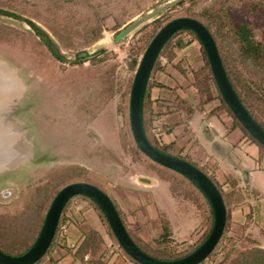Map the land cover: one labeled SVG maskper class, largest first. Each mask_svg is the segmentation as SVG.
I'll use <instances>...</instances> for the list:
<instances>
[{"label": "rangeland", "instance_id": "obj_1", "mask_svg": "<svg viewBox=\"0 0 264 264\" xmlns=\"http://www.w3.org/2000/svg\"><path fill=\"white\" fill-rule=\"evenodd\" d=\"M0 8L24 19L0 17V71L10 75L5 77L9 79L7 83L12 80L11 86L16 84L0 99V123L5 128L6 141L16 140V144H9V155L0 159L3 250L16 255L37 239L57 195L53 198V194L80 181L98 187L115 200L128 229L143 248L185 255L199 247L211 224L209 204L186 180H182L184 186L200 202L201 213L193 199L170 195L162 184L160 188L158 167L140 153L134 141L130 99L138 67L134 70L130 64L133 50L142 38L154 31L157 34L180 17L209 21L213 27L222 17L229 18L237 29L247 27L251 39L264 42V0H0ZM211 29L215 32L216 28ZM44 36L56 42L69 62L78 61L80 55L100 54L84 63H62L41 42ZM178 38L188 44L182 50H174L173 61H168L165 51L161 52L163 69H155L152 75L153 81L163 87L160 92L159 87L152 91L155 97L160 93V97L173 100V113H186L182 114V122L172 127L173 141L178 142L172 153L206 172L187 154L186 147L182 153L178 148L193 139L189 114L210 113L219 107L220 91L211 85L216 98L200 108L206 92L196 86L198 78L204 75L209 80L213 74L199 41L185 32L172 43ZM219 39L226 68L233 80L239 82L243 100L264 127V69L241 54L233 39ZM145 51L136 57L139 62ZM220 113L235 124L227 110ZM161 131L154 129L153 135L159 143L168 144L161 139ZM234 135L236 140L249 138L254 157L264 151L241 128ZM151 181L155 184L153 189ZM5 192L10 194L4 197ZM151 192L157 203L154 207ZM90 205L81 198L72 201L59 231L62 243L80 241L77 219L90 220L83 213L88 207L94 209ZM94 215L101 240L97 241V250L92 246L86 254L85 264L101 257L109 258L111 264L120 255L127 264H135L121 250L95 209ZM165 226L170 234L167 241L162 237ZM227 237L238 239L246 247L259 244L264 248L263 196L244 191L242 201L230 204ZM224 245L225 242L201 264H222ZM65 251L66 248L54 253L57 258L65 254L59 258L60 264H81L79 259L66 256ZM110 254L113 260L108 257ZM50 256L46 253L41 264L52 263Z\"/></svg>", "mask_w": 264, "mask_h": 264}, {"label": "water", "instance_id": "obj_2", "mask_svg": "<svg viewBox=\"0 0 264 264\" xmlns=\"http://www.w3.org/2000/svg\"><path fill=\"white\" fill-rule=\"evenodd\" d=\"M181 30H190L199 38L226 105L242 127L263 146L264 128L253 118L236 93L227 76L215 39L205 25L191 17H180L160 29L147 47L135 74L130 99L131 130L137 147L144 155L155 163L186 177L202 193L213 213V227L208 237L194 251L179 259L162 260L150 256L131 238L107 193L90 183L74 182L64 186L53 199L34 244L25 253L17 256L0 250V264H36L40 261L55 237L65 206L76 196H84L96 204L105 216L119 245L139 264H201L215 250L224 234L227 221V209L219 189L207 174L190 162L156 149L150 143L144 127V101L151 73L164 46L175 33ZM4 96L5 94L2 93L0 99ZM9 194L5 193L4 197Z\"/></svg>", "mask_w": 264, "mask_h": 264}, {"label": "trees", "instance_id": "obj_3", "mask_svg": "<svg viewBox=\"0 0 264 264\" xmlns=\"http://www.w3.org/2000/svg\"><path fill=\"white\" fill-rule=\"evenodd\" d=\"M225 17H227V15H224ZM199 21V20H198ZM203 25L206 26V28L211 32V34L213 35L215 42L217 44V47L219 49L220 55H221V48L219 45V38L222 36H228V38L233 39L234 42L237 44V47L239 48V51L241 54H243L245 57L249 58L250 60L255 61L258 66H261L264 69V42L261 41H256L251 39V37L249 36V33L247 31V27H240V28H236V26L234 25V23H231V21L229 20V18L225 19L222 17V19L220 20V22L218 24H216V27H213L211 22H202L200 21ZM35 26V24H34ZM36 28V26H35ZM211 28H216L215 32L212 31ZM37 30H41L40 28H38ZM157 31L152 32V34H150L149 36H146L144 39L142 38L141 41L135 46V49L133 50V57L132 60L130 62L132 68L134 70L137 69L138 65H139V61L138 59H136V57H139V55L141 54L142 51H145V49L148 47V45L150 44V42L152 41V39L154 38L155 34ZM189 33L191 35H193L201 44V48L202 51L205 55L206 58V65L208 67V69L211 71V67L206 55V52L202 46L201 41L199 40V38L190 30H181L177 33H175L170 40L167 42V44L164 46L162 52L165 51L164 55L165 57L168 59V61H173L174 58V50L177 49H184L188 43H186L182 38H178L174 43L173 40L180 35L181 33ZM41 42H43L44 46H46V48L48 49V51L50 52V54L53 56V58H55L57 61L62 62V63H68V59L67 56H65L59 49V47L57 46L56 42L51 39L49 36H44L41 38ZM172 43L171 48L168 49V47L170 46V44ZM100 53H96V55L94 56H89L87 54L85 55H80L78 56V61H70L69 63L71 64H75L76 62L78 63H84L86 61H90L91 59L95 58V56L99 55ZM161 54L159 56V58L157 59L155 66L153 68V71L156 69H163V66L161 64V60H160ZM222 58V56H221ZM227 76L229 77L236 93L238 94L239 98L241 99L242 103L244 104V106L247 108V110L250 112V114L253 116V118L257 121V119L255 118V116L252 114V112L250 111V109L248 108L247 104L245 103V101L243 100L240 91H239V87L240 84L239 82H235L230 74V72L228 71V69L225 66V62L224 59L222 58ZM204 68L205 66L201 69L202 72H204ZM152 71V73H153ZM151 73V77L150 80L148 82V86H147V90H146V95H145V101H144V127H145V131L147 134V137L150 141V143L159 151L169 154L171 156L180 158L185 160V158L181 155L177 156L174 155L172 153V150H175V146L177 145V141H173L170 142L168 144H161L159 143V141L156 139L155 135H153V131L154 129H157L155 121L156 118L159 116V112H157L156 108H162L165 107L166 108V112L167 113H173L175 109V105L169 104L170 102L167 101L166 99H163L162 97L156 99V100H152V89L154 87H159L160 89H162L161 87H163L162 83H156L153 80V75ZM198 84L196 85L197 87H200L201 89H203L206 92V97L204 98L202 95L201 98H204L203 101H201V105L200 108H203V106L207 103L212 102L213 99L216 98V96L214 95V92L212 90V86H214L216 88V91L219 93V90L217 88V84L213 78V76H210L209 80L207 77H204V75H201L199 78ZM200 83V85H199ZM219 97L221 98L222 104L215 108L212 109L210 114H217L219 113L221 110H227L230 116L233 117L234 119V127H239L242 130L245 131V133L251 137L256 143H258L262 148H264L263 145H261L258 141H256L247 131L246 129H244L242 127V125L238 122V120L235 118V116L233 115L232 111L229 109V107L226 105L224 99L222 98V96L220 95V93L218 94ZM166 103L168 105H163L162 103ZM165 113V112H164ZM188 114V113H187ZM193 113H190L189 116H192ZM258 122V121H257ZM259 123V122H258ZM260 124V123H259ZM261 125V124H260ZM174 126V125H173ZM172 126V127H173ZM262 126V125H261ZM172 127L171 126H167V125H162L161 126V130L162 132H167L170 133L172 131ZM263 127V126H262ZM264 128V127H263ZM184 146H181L178 148L179 153H182L184 151ZM140 153L146 157L152 164L156 165L158 167V173H159V177L162 180L165 181H169L170 183V188L171 191L173 193V195L175 197H183L182 195H184L185 199L191 198L194 200V206L197 208L198 211H200L201 213V206H200V202L198 201L197 198H193V192H191L190 190H188L185 186H184V182L182 180H186L187 182H189L192 186H194L196 189L197 187L191 182L189 181L186 177L178 174L177 172L166 168L164 166H161L157 163H155L154 161H152L151 159H149L146 155H144L141 151ZM187 161V160H186ZM189 162V161H188ZM191 163V162H190ZM192 164V163H191ZM204 172V171H203ZM205 174H207L210 179L214 182V184L217 186V188L219 189L225 205H226V209H227V221H226V226H225V230H224V234L219 242V244L217 245V247L215 248V250L211 253L210 256L216 254L219 250L220 245L225 242L224 245V260L222 262V264H264V248L261 247L259 244L253 245L252 247H246L245 245H243L242 242H240L238 239H231L227 237V224L229 222V206L231 203L233 202H240L244 199V190L242 189H236L237 186V182L236 181H232L230 182V189L228 192H226L222 187H219L217 185V181L207 172H204ZM82 182V181H80ZM85 183H88L86 181H84ZM219 184V183H218ZM220 185V184H219ZM176 190L179 191L175 192ZM198 192L200 193L199 189H197ZM59 190H57L55 192V194H53V198L54 196L58 193ZM106 193V192H105ZM183 193V194H182ZM225 194V196H224ZM110 196V195H109ZM76 198H81L84 199L85 201L89 202L98 212L100 217L102 218V220L104 221L105 224H107L108 229L110 231V234L113 236V238L117 241L114 233L112 232L105 216L103 215V213L101 212V210L96 206V204L91 201L90 199L84 197V196H76L73 199H71L67 205L65 206L62 216L60 218L59 221V225L55 234V237L47 251V253H53L56 247H61L63 249L66 248V256L69 255L71 257H74L75 259H79L81 261V264H85V256L86 254H88L90 252V249L92 246H94V248L97 246V241L101 240V236L98 233V231L94 230L89 224H87L86 222H84L81 219H77V228L79 230V238L80 241L78 240L77 243L74 244H68L65 245L63 240L64 239H60V235H59V231L60 228L62 226L63 223H65L66 221V211L68 209V207L70 206V204L72 203V201ZM112 202L114 203L115 207L117 208L121 219L129 233V235L131 236V238L135 241V243L147 254H149L150 256H153L155 258L158 259H162V260H174V259H179L182 258L188 254H190L191 252H188L185 255H176V253H174L173 251H167V252H161V251H157V250H149L147 248H143L141 246V244H139L138 240L131 234L130 230L128 229L126 222L124 220L123 215L120 213V210L115 202V200L110 196ZM204 199V198H203ZM204 202L206 203V200L204 199ZM210 210V209H209ZM210 216H211V224H210V228L205 236V239L208 237V235L210 234V231L213 227V213L210 210ZM44 221H42L43 223ZM164 238V240H170V234H169V228L165 226V233L162 236ZM19 239V238H18ZM36 239V238H35ZM35 239L27 245V247L20 253L18 254H12L10 252H6L3 250V248L0 246V250L10 254V255H21L23 253H25L34 243ZM62 242H61V241ZM102 242V241H101ZM67 246V247H66ZM99 247L95 248L96 250ZM121 250L124 252V254L131 259V261L135 264H139L138 262H136L134 259H132L124 250L122 247H120ZM107 256V255H106ZM209 256V257H210ZM64 257V256H63ZM108 257H112L113 260V256L110 254V256ZM107 257V258H108ZM109 259V258H108ZM108 259L106 260V257L104 258H100L96 261H91L90 264H109L108 263ZM208 259V258H207ZM206 259V260H207ZM42 261V259L40 261H38L36 264H39ZM75 261V260H74ZM114 262H112L111 264H127L126 261L124 260V258L120 255L118 257H116L115 260H113ZM59 260L54 261L55 264H58ZM204 262V261H203ZM202 262V263H203Z\"/></svg>", "mask_w": 264, "mask_h": 264}, {"label": "crops", "instance_id": "obj_4", "mask_svg": "<svg viewBox=\"0 0 264 264\" xmlns=\"http://www.w3.org/2000/svg\"><path fill=\"white\" fill-rule=\"evenodd\" d=\"M159 90L161 91L160 88H158V91ZM153 92L154 91H152V100L160 98V93L155 97ZM162 98L169 101V104H172L173 100L170 97L162 96ZM156 110L159 112V116L156 118L155 124L157 129L160 130L162 125L172 127L173 125L181 123L182 114H186L167 113L165 107H157ZM209 114V112L192 114L189 121V127L191 128V136H193V139H191V141H186L188 146L186 144L184 145V147H186L185 151L188 152L187 154L191 155L196 163H199L203 168H206V172L210 174L224 190L230 189V182L236 181L238 183L236 189H242L247 193L251 192L252 194H259V196L264 197V151H261L259 156L254 157L250 152L252 147L249 144V138L241 137L238 140L235 139L234 134H236L240 128L234 127V123L231 119L226 117L224 113L220 112L214 115L211 114V116ZM214 118L216 121L213 120ZM160 135L163 136L161 139L164 140L165 143L173 142L171 132H163L160 133ZM233 135L234 137H232ZM157 182L160 188L162 185H164L165 188L167 186L170 195L173 194L170 185L167 182L160 178ZM152 185L153 187H151V189L155 186L151 181L150 186ZM159 194L160 197L162 192L160 191ZM149 197L151 198L154 207L157 203L155 202V196L152 195V192L149 193ZM116 201L119 203V200ZM147 201L150 202L149 199ZM83 204L86 203L83 202ZM132 204H135V202H132ZM82 206L83 205H81V208ZM90 207L93 206L90 205ZM122 208L125 207L123 206ZM94 209L88 207V209L83 212L86 213L87 218L90 219L89 221H86L85 219V221L94 230L100 231V229H98L99 227L96 228L98 223H96L95 220ZM75 214L77 213L75 212ZM58 250L63 251L65 249L58 247ZM58 250L55 249L51 254L50 260L52 263L50 264H55L54 261L57 260H59L58 264H60L59 258L65 256V254H62L59 258L55 257L54 253L56 254ZM41 262L39 264H41Z\"/></svg>", "mask_w": 264, "mask_h": 264}, {"label": "bare ground", "instance_id": "obj_5", "mask_svg": "<svg viewBox=\"0 0 264 264\" xmlns=\"http://www.w3.org/2000/svg\"><path fill=\"white\" fill-rule=\"evenodd\" d=\"M5 77L9 78L10 75L6 74L3 71H0V89H1L0 97L2 93L5 94L7 92L8 94L12 87L16 88V86H14L16 84H12L11 86L12 80L7 83V80L9 81V79H6ZM9 87H11L10 90H8ZM4 130L5 128L3 127V124L0 123V159L3 158L7 154L9 155V153L11 152L12 146H10L9 144H16L14 142L16 140H13V141L11 140L10 142L6 141V137H5L6 131Z\"/></svg>", "mask_w": 264, "mask_h": 264}, {"label": "flooded vegetation", "instance_id": "obj_6", "mask_svg": "<svg viewBox=\"0 0 264 264\" xmlns=\"http://www.w3.org/2000/svg\"><path fill=\"white\" fill-rule=\"evenodd\" d=\"M4 16H6V17H8V16L9 17H13L16 20H24V19H22L21 16H18L16 14L12 13V12H9V11H5L4 8H0V17H4ZM5 193H9V192H5ZM5 193H3V194H5Z\"/></svg>", "mask_w": 264, "mask_h": 264}]
</instances>
